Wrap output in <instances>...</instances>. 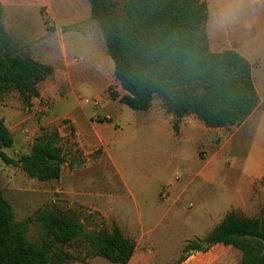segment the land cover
Segmentation results:
<instances>
[{"label":"rangeland","instance_id":"374dc122","mask_svg":"<svg viewBox=\"0 0 264 264\" xmlns=\"http://www.w3.org/2000/svg\"><path fill=\"white\" fill-rule=\"evenodd\" d=\"M126 1L108 0L117 14L122 12ZM206 1L210 49L220 52L230 45L229 14L236 11L235 23L241 25V32L246 33L248 15L258 6V1ZM219 6L225 8L226 15L228 13V29H219L220 35L215 31V22L220 28L225 19L218 11ZM2 19L0 8V25ZM85 24L78 27L86 30L81 31L85 39L78 45L87 54L74 55L68 64H63L54 49L48 56L53 73L38 84L39 97L25 103L16 90L0 96V119L14 141L6 150L11 158L18 160L29 154L38 138L52 132L58 133V143L66 157L61 177L49 181L29 177L19 164L1 163L3 195L12 207L15 220L24 224L25 236L33 242H40L44 228L38 216L46 210L74 218L88 233L103 229L111 231L116 225L127 237L134 239L142 233L141 226L135 221L143 208H150L146 215L164 213L168 217L167 224L162 226L166 230L156 233L157 238L163 245L177 239L184 249L194 236L188 229L183 234L181 225L169 221L171 218L179 221L182 212L164 208L169 194L166 187L171 184L167 181L173 177L181 183L186 178L188 168L183 161L182 149L199 154L204 164L212 155L207 145L200 141L186 143L184 137L215 136L214 131L203 127V123L192 116L178 120L179 128L175 131L177 120L166 110L159 95L145 111H136L122 104L119 98L124 90L115 77L114 63L99 23L92 20ZM9 42L4 32L2 44H10L7 47L12 50L14 46ZM257 81L259 85L264 82ZM189 125L190 128L183 129ZM164 180L166 183L163 184ZM262 184L255 187L256 201L238 209V213L254 218L264 216V181ZM66 249L73 256L69 264H112L93 255L83 238L76 239ZM237 250V264H241L244 254ZM186 254L181 250L179 256L166 257V260L177 262Z\"/></svg>","mask_w":264,"mask_h":264},{"label":"trees","instance_id":"16d2710c","mask_svg":"<svg viewBox=\"0 0 264 264\" xmlns=\"http://www.w3.org/2000/svg\"><path fill=\"white\" fill-rule=\"evenodd\" d=\"M91 20L99 23L115 77L124 94L119 101L136 111L149 109L155 96L177 120L196 116L207 127L236 125L259 103L250 61L235 50L213 52L206 24V0H127L117 14L108 0H89ZM0 25V96L16 90L25 103L40 96L38 84L53 67L14 52L3 42ZM104 121H108L104 119ZM57 132L38 138L29 154L18 160L6 152L13 136L0 119L1 163L19 164L29 177L59 179L66 157ZM40 242L30 241L24 224L15 220L0 188V264H69L67 247L83 238L95 256L127 264L135 242L118 226L97 233L84 231L72 217L43 211ZM231 245L244 254L241 264H264V216L254 218L230 211L205 238L189 241L185 253L205 251L215 244ZM185 259L183 257L181 260Z\"/></svg>","mask_w":264,"mask_h":264},{"label":"crops","instance_id":"0c3cea01","mask_svg":"<svg viewBox=\"0 0 264 264\" xmlns=\"http://www.w3.org/2000/svg\"><path fill=\"white\" fill-rule=\"evenodd\" d=\"M256 1L258 6L250 10L246 21V33L241 32V25L235 23L234 19L238 16L236 11L229 14L230 45L224 50H235L250 61L259 103L249 117L229 127L210 128L196 116L187 115L186 117H196L203 123V127L213 130L215 136H186L185 142L192 144L193 141H200L212 150V155L204 164L201 163L199 154L182 149L183 161L188 168L186 178L181 183L173 177L167 181L171 184L168 183L166 187L169 194L164 208L169 211L180 209L182 212L179 221L176 218L168 220L181 225L183 234H186L187 229L190 230L194 239L205 238L230 211H237L255 202V187L263 186L264 82L259 85L256 79L264 81V0ZM0 8L3 14L1 26L14 46V52L30 56L47 65L52 63L48 56L54 49L63 64H68L74 55L87 54L78 45L85 39L82 32L86 30L78 27L86 26V22L92 21L89 0H0ZM218 11L225 19L223 27L220 28L215 22V31L220 35L219 29H228V13L225 14L222 6L218 7ZM187 128L190 125L183 126V129ZM207 152L209 151L205 153ZM189 154H192L191 159ZM191 167L197 168L196 171L189 170ZM148 209L150 208H143L135 221L141 226L142 233L134 239L131 238L136 246L127 264H237L238 250L221 243L205 251H191L183 260L167 261L166 257L179 256L184 249L177 239L166 242L168 245L162 244L156 233L166 230L162 226L167 224V214L146 215Z\"/></svg>","mask_w":264,"mask_h":264}]
</instances>
